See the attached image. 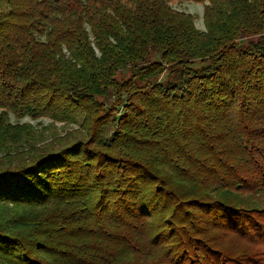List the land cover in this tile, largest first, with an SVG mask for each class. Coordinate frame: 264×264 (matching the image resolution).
Masks as SVG:
<instances>
[{
    "label": "trees",
    "instance_id": "16d2710c",
    "mask_svg": "<svg viewBox=\"0 0 264 264\" xmlns=\"http://www.w3.org/2000/svg\"><path fill=\"white\" fill-rule=\"evenodd\" d=\"M0 154V264H264V0H0Z\"/></svg>",
    "mask_w": 264,
    "mask_h": 264
},
{
    "label": "rangeland",
    "instance_id": "374dc122",
    "mask_svg": "<svg viewBox=\"0 0 264 264\" xmlns=\"http://www.w3.org/2000/svg\"><path fill=\"white\" fill-rule=\"evenodd\" d=\"M175 9L187 12L194 17V23L197 29L204 30L202 13L203 4L193 2L176 3L173 6ZM10 123L21 127L17 129L16 136L18 143L10 148L13 154L14 149L28 150L27 155H32L38 152L57 149L66 142V138L72 132H75L77 126L65 125L63 123H52L46 118L31 120L29 118H17L10 114ZM34 152V153H31ZM26 158V154L19 157L3 158L0 154V165L12 163L15 165L17 161ZM11 165V164H10Z\"/></svg>",
    "mask_w": 264,
    "mask_h": 264
}]
</instances>
